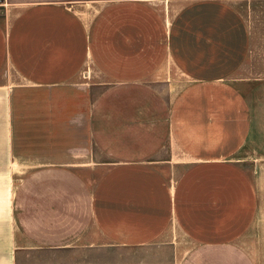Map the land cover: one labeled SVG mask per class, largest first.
I'll list each match as a JSON object with an SVG mask.
<instances>
[{
    "label": "crops",
    "instance_id": "0c3cea01",
    "mask_svg": "<svg viewBox=\"0 0 264 264\" xmlns=\"http://www.w3.org/2000/svg\"><path fill=\"white\" fill-rule=\"evenodd\" d=\"M245 2L0 0V264H264Z\"/></svg>",
    "mask_w": 264,
    "mask_h": 264
},
{
    "label": "rangeland",
    "instance_id": "374dc122",
    "mask_svg": "<svg viewBox=\"0 0 264 264\" xmlns=\"http://www.w3.org/2000/svg\"><path fill=\"white\" fill-rule=\"evenodd\" d=\"M238 7L242 13H244L245 17H247L248 21L251 22L252 28H254L255 38L258 44L264 42V33L261 34V32H264V1L261 0H251V2H245L238 4ZM264 46V45H263ZM259 51H257L255 54H259V64H264V50L263 54L261 53V47L258 48ZM264 66H255V68L249 67L248 69H245L241 74V78L245 79L250 77L252 71L258 72L263 71ZM256 77V76H255ZM35 263V257H29L27 258L26 264H34Z\"/></svg>",
    "mask_w": 264,
    "mask_h": 264
}]
</instances>
